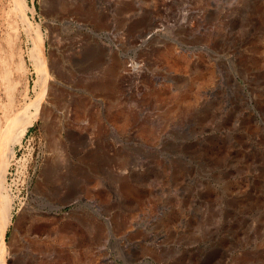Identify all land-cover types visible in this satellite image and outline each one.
I'll return each mask as SVG.
<instances>
[{"label":"rangeland","instance_id":"rangeland-1","mask_svg":"<svg viewBox=\"0 0 264 264\" xmlns=\"http://www.w3.org/2000/svg\"><path fill=\"white\" fill-rule=\"evenodd\" d=\"M24 1L0 0V262L264 264V0Z\"/></svg>","mask_w":264,"mask_h":264},{"label":"bare ground","instance_id":"bare-ground-1","mask_svg":"<svg viewBox=\"0 0 264 264\" xmlns=\"http://www.w3.org/2000/svg\"><path fill=\"white\" fill-rule=\"evenodd\" d=\"M17 2L19 3V5L21 6V8H23V9H25V7H26V3H25V1L24 0H17ZM23 20H25V19H23ZM205 32V31H204ZM153 35H155L154 33L153 34H151L150 36H148V39H150L151 37H153ZM147 40H145V41H143V43L142 44H146L145 42H146ZM264 42V41H263ZM39 43H38V48H39ZM36 63H38L37 64V68H38V70H39V73H40V77L38 78V82H39V88H40V95H39V97H37V99H36V101H35V105H34V108H33V111L32 112H30V110H28V111H26L25 112V110H23V112H22V114L21 115H19L16 119H15V121H16V123H12V126H11V129H12V131H13V133H14V135H13V133L11 134V137H10V142H12L13 143V141H17L18 142V138H19V136L20 135H22L23 133H24V131H25V129L29 126V125H31V122L34 120V119H36V117L38 116V114H39V111H41V110H43V108H42V106H43V104H44V99L46 98L45 97V95H46V91H47V89H48V81H49V78L52 76V74L50 73V70H57V68H55V67H50L49 66V64L45 61V62H42V60H40V61H38V62H36ZM133 68L134 69H136V71L138 72L141 68L140 67H138V69H137V66L136 65H133ZM142 71V70H141ZM140 71V72H141ZM230 81V80H229ZM38 88V89H39ZM38 92H39V90H38ZM48 98V97H47ZM47 104V103H46ZM21 113V112H20ZM14 121V122H15ZM103 152V151H102ZM8 156H11L12 155V152H11V150L10 151H8ZM9 158V157H8ZM102 159H103V157H102ZM6 161H7V159H6ZM4 163V165H3V168L1 169V177L3 176L2 174H4V172H5V165H7V163L4 161L3 162ZM6 163V164H5ZM125 165V164H124ZM132 168V167H131ZM5 169V170H4ZM109 170V169H108ZM4 171V172H3ZM6 200V199H5ZM1 209H2V212H3V216H4V219H5V221L6 222H8L9 221V205H8V203L5 201V203H2V205H1ZM109 226H110V223L108 222L107 223V231H109ZM111 231V230H110ZM110 233V232H109ZM111 234V233H110ZM105 238V237H104ZM107 238V237H106ZM159 248V247H158ZM13 253V252H12ZM6 255H7V253H6V251L5 250H3V256H2V258H1V262H0V264H6ZM10 256V255H9ZM144 262V264H150V263H148V262H146V261H143Z\"/></svg>","mask_w":264,"mask_h":264}]
</instances>
